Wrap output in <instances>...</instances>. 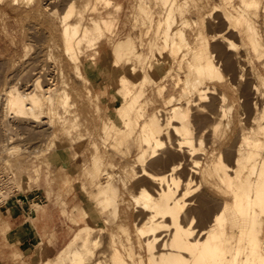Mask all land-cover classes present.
Masks as SVG:
<instances>
[{"label": "bare ground", "instance_id": "bare-ground-1", "mask_svg": "<svg viewBox=\"0 0 264 264\" xmlns=\"http://www.w3.org/2000/svg\"><path fill=\"white\" fill-rule=\"evenodd\" d=\"M91 1L79 8L71 0L62 13L51 12L79 86L87 85L84 53L117 31L123 8L93 0L104 9L92 29L83 20ZM209 6L203 16L205 4L195 0H136L139 48L129 36L108 39L114 65L124 69L116 116L105 124H85L75 111L61 115L81 94L72 101L63 74L59 81L39 58L28 78L3 86L8 140L15 121L47 132L58 118V201L66 218L75 182L81 190L71 207L78 228L45 264H264V0ZM212 23L222 29L209 33ZM15 162L16 182L24 173L39 180V172ZM70 163L82 165L78 178Z\"/></svg>", "mask_w": 264, "mask_h": 264}, {"label": "rangeland", "instance_id": "rangeland-1", "mask_svg": "<svg viewBox=\"0 0 264 264\" xmlns=\"http://www.w3.org/2000/svg\"><path fill=\"white\" fill-rule=\"evenodd\" d=\"M70 1L71 0H19L18 3H14V0H0V92L9 82H15L19 79V76L26 75L25 73H27V70L31 66V61L33 62L39 58V61H46L47 65L56 72V75L59 76V81L61 80V73L63 74L68 82L72 101L76 100V95L78 96V93L81 94L79 100L77 97V104H73V106H71L72 108L69 109L68 112H70V114L68 112L66 113L63 108L59 109L60 114L62 113L61 115H63L65 113V115L69 117L73 115V111H75L81 113L83 119L86 118L85 124H105L109 122V117L116 116L115 110L117 100L115 92L117 77L124 69V64L118 66L114 65L110 53L111 42L108 39L114 40V38L117 39L119 36L124 39L129 36L136 46V50L139 48L138 34H140V29H142V27L139 23L137 24L134 21V3L136 0H115L120 1L123 5V8L119 12L120 17L117 20V31L114 32L115 34L113 33V35L108 33L107 37L99 40L95 49L84 53L82 60H84L83 62L86 65L87 87L77 84V80L74 77L73 63L65 55L63 50L60 19L58 18L57 20L51 15L54 9H57L59 14L62 13ZM76 1L78 7L83 8L85 0ZM195 1L205 4L203 10V12H205L203 14L204 16L210 13L209 5L215 0ZM95 2L96 0H94V4ZM92 3L93 0L91 1V4ZM94 4L86 8L83 18L84 22L92 29H95L94 20L98 18L99 11L104 9V4L97 3V8H93ZM112 9V6L108 8V10ZM190 16H194V13ZM78 19L79 17L75 16L71 21H77ZM218 26V23H212L208 26L209 28H207V31L209 33H212V31L217 32L218 29H222L221 26ZM50 48L53 53L52 57H49L47 54V51H50L47 49ZM88 58H92L95 61L94 66H88ZM29 72L28 70V73ZM28 75H26L27 77L25 78L30 76ZM5 78H8V80ZM73 88H76V90H73ZM158 98L160 99L158 100ZM158 98L156 99L157 101H155V105L164 107V99L162 97ZM1 101L2 100H0V184L2 185H0V206L11 197H20L21 195H26L29 198L35 199L34 206L39 199H42L43 202L52 203L58 210L56 218V222L58 223V240L62 238L65 239L61 243L58 241V252L64 246L65 242L68 241L74 230L78 228V226L74 225L71 221V207L72 203L81 201V190L77 182H75L73 191L68 195V201L70 202L68 208L69 218L61 215L60 203L58 201V174L62 172V164L58 161V154L60 152L58 150L57 139L59 132L58 118L56 123L50 126L47 132L43 131V128L46 127L45 125L36 127L34 124L15 121L16 124L14 123L11 125V127L14 128L11 134L13 137L12 139L10 138L11 142L7 139L9 134H7V130L5 131V128H7L6 124L2 123L3 105ZM233 114L235 115L234 119L236 121L239 118V116L236 115V109ZM243 116L244 115H242V117ZM9 144L10 146L19 145L23 149L19 151L9 149L11 151L10 154L12 153L10 155L7 151L8 149H6V145ZM77 150H80V148ZM14 152L19 153V155L13 156ZM6 157L11 159L10 163L12 160L14 162L17 161L23 167L29 168L30 172H39V180L30 182V178L24 173L22 182H16L15 172L16 175L19 174V169H17L19 167L16 162V165H9V160L5 162ZM78 163H80V161ZM78 163L76 165L70 163L68 167V172L72 179L78 178L77 173H79L82 166L81 164L78 165ZM49 238L50 243L56 239L55 231L50 233ZM12 261L13 264H25L22 260L15 257ZM45 262L46 260L39 264H45Z\"/></svg>", "mask_w": 264, "mask_h": 264}, {"label": "crops", "instance_id": "crops-1", "mask_svg": "<svg viewBox=\"0 0 264 264\" xmlns=\"http://www.w3.org/2000/svg\"><path fill=\"white\" fill-rule=\"evenodd\" d=\"M34 201L33 198L21 195L11 197L1 204L0 264H13L14 257L25 264H39L58 253V241L61 243L65 240H58V210L52 203L43 202L42 199L34 206ZM60 212L64 216L62 210ZM52 231H55L56 239L50 243Z\"/></svg>", "mask_w": 264, "mask_h": 264}, {"label": "built area", "instance_id": "built-area-1", "mask_svg": "<svg viewBox=\"0 0 264 264\" xmlns=\"http://www.w3.org/2000/svg\"><path fill=\"white\" fill-rule=\"evenodd\" d=\"M0 185H2V184H0Z\"/></svg>", "mask_w": 264, "mask_h": 264}]
</instances>
